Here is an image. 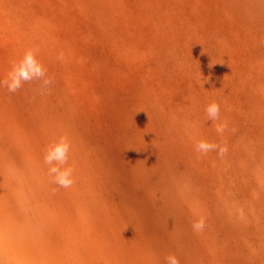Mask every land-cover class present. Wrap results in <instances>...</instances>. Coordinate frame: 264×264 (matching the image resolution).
Segmentation results:
<instances>
[{
	"label": "rangeland",
	"instance_id": "1",
	"mask_svg": "<svg viewBox=\"0 0 264 264\" xmlns=\"http://www.w3.org/2000/svg\"><path fill=\"white\" fill-rule=\"evenodd\" d=\"M29 48L54 83L0 87V264H264V0H0V80Z\"/></svg>",
	"mask_w": 264,
	"mask_h": 264
},
{
	"label": "clouds",
	"instance_id": "2",
	"mask_svg": "<svg viewBox=\"0 0 264 264\" xmlns=\"http://www.w3.org/2000/svg\"><path fill=\"white\" fill-rule=\"evenodd\" d=\"M38 53V48L27 49L19 60L12 63L5 78L0 80V87L6 88L9 93H16L25 83L34 80L40 81L41 87L44 89L52 85L54 78L48 76L47 68L37 58ZM220 111V104L216 101H212L205 108L206 115L211 121L220 120ZM226 128V123H219L216 124L215 131L222 136ZM71 150L72 144L68 136L61 135L46 147L43 157L51 182L65 189L72 187L75 183V168L69 163ZM195 150L203 155L217 151L218 155L223 156L228 149L226 145L221 146L202 139L195 144ZM204 227L205 220L203 217L196 220L192 225L196 232L203 231ZM164 260L165 264H180V260L175 254H168Z\"/></svg>",
	"mask_w": 264,
	"mask_h": 264
}]
</instances>
